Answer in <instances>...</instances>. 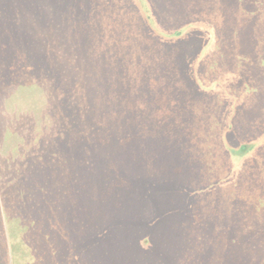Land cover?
<instances>
[{
	"label": "trees",
	"instance_id": "1",
	"mask_svg": "<svg viewBox=\"0 0 264 264\" xmlns=\"http://www.w3.org/2000/svg\"><path fill=\"white\" fill-rule=\"evenodd\" d=\"M53 1L61 2L60 6L64 7V12L71 7L74 14L65 12L66 18L65 14L60 11L59 19L57 11L52 7L54 6ZM93 1L97 0H0V94H6L12 87V91H42L47 100V108L43 116L46 119L48 118L46 115H50L56 125L52 134L45 138L43 135H35L34 132H38V125L32 123V117L23 118L21 124L17 123L13 128V131L18 133L20 128L24 127L26 135L22 137V141L27 142V146L30 147H27L29 150L25 151L24 161H14L13 164L10 158L7 160L11 169L14 168L17 173L14 175L13 185L9 188H1L2 201L0 202L4 205V211L0 205V264H31L30 260L33 257L36 258V255L32 256V253L38 252L42 246L35 244L33 238L37 240L44 233H46L45 236H49L54 228L53 221L57 229L65 225L64 219L77 226L78 238L75 240L78 244L73 246L72 253L75 250H93V247L85 249L80 247H84L89 240L92 241L90 245H93L95 238L114 239L115 231L122 230L127 224L129 225V220L121 218L120 213L115 209L112 210L106 206L103 211L98 203H95L93 207L99 210V217L89 224L90 227L79 214L81 212L83 216H86L89 209L85 200L88 196V192L85 191L87 179L95 180L91 181L89 190L97 194V185H102L104 182L102 176L106 173L105 165L102 163L105 158L104 154H108L111 141L117 140V137L121 139L122 145H129L126 152L131 154V163L125 166L124 180L119 181L116 189L124 188L125 190L126 187L120 185L123 182L128 183L127 191L131 190L128 203L131 202L134 206V217H139V220L131 225L137 226L140 230L139 236H135L134 242L137 243L135 245L131 243L134 236L132 232L129 229L125 232L124 236L131 240L128 241V247L121 249L120 254L129 251L128 256L140 253L165 256V248L168 246L160 245L153 240L162 230L166 231L170 227L173 229L168 236L176 231L179 233L171 243L182 247L180 255L183 256V260L178 259L177 264H213L211 258L208 261L199 262L198 256L204 253L209 254L215 246L210 247V240L200 236L202 233L200 209L203 202L197 198L212 190L216 185L225 184L232 178L234 161L236 159L243 162L247 160L245 156L263 143L264 130L255 125L256 121L247 122V118L240 124L229 120L224 126L218 125L209 119L207 110L198 108L196 105L187 118L188 113H183L184 110L175 101L168 106V95L160 94L161 98L157 107L159 111L168 114L172 122L171 127L177 128L180 132H184L185 124L189 132V125L198 127L199 134L204 139L205 132L219 135L216 154L223 155L224 159L227 157L229 162L227 161L225 168L217 165L216 170H220V173L213 175L207 185L201 189L191 185L195 189V198L192 197L193 201H190L191 197H187L185 205L176 204L169 196L168 202L161 203L160 193L149 184L141 182L138 187L132 185L130 182L133 179H139L137 170L144 163L143 159H139V152L145 149L151 153V160L160 162L162 168L161 175L157 174L156 170L149 173L150 180L165 183L164 193L174 194L176 197L177 195L184 196L183 189L177 188V179L186 170L185 156L181 155L178 150L182 146L176 139L167 138V134L171 136L167 128L164 130L154 128L155 124L161 127L167 126L165 118L156 120L153 114H150L153 121L147 126L146 123L139 121L140 113L142 111L145 113L144 109L149 104L142 102L146 100L143 97L132 99V102L128 96L141 93L143 86H159L162 87V91H168L172 83L177 80L175 73L189 65L187 57L192 54L191 51L194 48H190L184 57L171 54L172 60L167 61L168 66L171 67L170 71L162 73L143 71L142 75H138L139 77L131 81L129 77H127L128 81L119 76L113 77V74L109 72L114 68L121 69L120 53L115 58L114 51L111 49L110 53H105L103 58H99L100 51L89 47L83 49L85 56L80 49L74 54L73 47L68 44L70 23L74 25L76 21L84 20L89 24L88 28L80 27L79 34L84 33L87 39L92 36L93 39L106 43L105 46L111 47L113 45L108 38L111 41L118 40L120 43L127 41L126 38H122L123 33L119 30V25L110 21L116 18L114 16L119 17L121 13L131 11L128 13L130 15L126 16L127 18L136 20L144 17V24H153L155 27L160 15L158 10H153L150 0H112L113 2L102 0L105 3L101 9H93ZM46 4H48L47 9L44 7ZM88 8H90L89 11H87ZM132 13L144 14V16L135 17ZM148 13L157 18L150 17ZM230 17H226L228 23L235 22V19L229 21ZM242 21H240L241 25H245V20L242 19ZM177 28V31L166 32L164 37H149L152 41L148 43L147 50L152 49L155 56L163 58L161 46L167 47L170 43L174 45L182 37L188 36V33H180L184 26L179 25ZM238 30L244 35L247 27L242 25ZM220 39L221 36H218V40ZM177 44L178 47L169 49L181 51L188 48L182 46V43ZM89 50L91 55L87 53ZM124 64L122 68L129 70L126 63ZM172 94L176 96V93ZM119 105L122 106V110L119 109ZM246 112L249 111L246 110ZM177 119H180L179 123H176ZM187 119H190L189 123ZM192 120L197 123H192ZM187 139L193 141V144H198L199 138L195 135L188 136ZM204 141L208 143L207 140ZM31 151L39 153L36 156H29ZM174 160H176L175 164L172 162ZM20 170H23V173L19 176ZM83 184L82 195H77L80 197V203L78 198L73 202L71 198L75 196L77 187ZM104 184L100 188L104 187ZM206 186L210 190H204ZM138 188H141L143 193L141 192L139 197L134 198L132 194ZM239 192L235 189L232 193L221 192L220 194L223 198H227L236 196ZM55 193L58 196H55ZM68 194L71 206L68 205L66 198ZM53 196L58 201L54 200ZM250 196L253 202L242 198L246 203L244 209L240 204L234 207L235 214L242 215L249 228L246 225L243 227L236 225L234 233L229 236L219 225L218 229L222 230L220 237L225 239L226 245L223 248L218 246L221 254L214 256L220 257L221 264H243L241 257L245 253L248 256L250 251H262L264 254V204L261 197L256 199L252 194ZM5 200H8V203ZM138 203H141L139 207H137ZM123 207L124 204L122 209ZM58 214L63 217L56 220ZM5 216L8 217L10 225L8 229L4 228ZM253 218L261 221L258 227L256 223H252ZM47 225H49L48 228H46ZM181 228H184L182 235H180ZM59 236L64 242L70 241L69 235L63 234V231ZM81 240L82 243H79ZM6 242L10 249H7ZM37 245L39 248L34 249ZM63 249L62 247V253ZM194 253H198V256L193 255ZM73 260L74 264H95L94 259L83 256L77 258L74 255ZM117 260L120 259L117 258Z\"/></svg>",
	"mask_w": 264,
	"mask_h": 264
},
{
	"label": "rangeland",
	"instance_id": "2",
	"mask_svg": "<svg viewBox=\"0 0 264 264\" xmlns=\"http://www.w3.org/2000/svg\"><path fill=\"white\" fill-rule=\"evenodd\" d=\"M93 2V9H101L105 3L102 0ZM182 2L183 5H181ZM150 3L153 10H158L160 15V19H158L155 27L153 24H144V17L136 20L127 18L126 16L130 15L128 13H131V11L121 13L119 17L116 15L114 16L116 18L110 19L111 22L119 25L118 28L123 33L122 38L127 39L126 43H120L118 40L111 41L108 38L113 46L107 47L105 46L106 43L95 40L92 36L89 39L85 38V34H79L78 29L84 26L88 28L87 25L89 24L81 19L80 21H76L74 25L69 20L70 27L68 31L70 32V42L68 44L73 47L74 54L80 49L84 56L85 52L83 49L89 47H94L100 51L99 58H103L105 53H110L111 49L114 51L113 55L115 58L120 53L122 57L120 63L121 69L114 68L109 73H112L113 77L119 76V78L126 79L127 81V77L131 81V79H136V77L142 75L143 71L159 73L170 71L171 67L168 66L167 61L172 60L171 54L184 57L190 51V48H194L191 51L192 54L187 57L189 58V65H186L175 73L177 80L172 83L168 91H162V87L159 86H143L141 93L128 96V99L130 98L131 101L132 99L142 97L146 99L142 100V102L149 105L145 107V113H142V111L138 117V120L146 123V126L153 121L150 114H153L156 120L166 119L167 126L163 125L161 127L155 124L154 128L157 130L167 128L171 133V136L167 134V138L179 141L178 143L182 147L178 148V150L181 155L185 156L186 165L185 172L177 179V188L183 189V192H185L184 196L177 195L176 197L174 194L170 195L167 192L166 194L164 193L166 184L160 181H152L150 180L151 177H149V173L155 170L157 174L161 175V163L157 160H151V153L145 149H141L139 159H143L144 163L137 170V177L139 179H133L130 183L137 187L140 186L141 182L149 184L156 192L160 193L161 203L168 202L169 196L172 199L171 201L176 204L185 205L187 197H191L190 201H193L192 197L195 198V189L191 185L201 189V187L207 185L213 175L220 173V170H216L217 165L225 168L229 160L227 157L224 159L223 155L218 156L216 154V144H218L219 135L205 132L204 139L201 138L198 127L189 125L190 132L187 130L186 124L184 132L171 127L172 122L168 114L159 111L157 107L158 101L161 98L160 94L168 95V106H171L175 101L184 110L182 111L183 113H188L187 118H189V113L193 111V107L196 105L198 108L207 110L209 119L218 125L224 126L226 125V121L229 120L240 124L247 118V122L256 121L255 125L264 130V0H150ZM52 4H54L52 7L57 11L59 19L60 11L63 14L65 12L71 15L74 14L71 7L64 12V7L60 6L62 3L59 1H53ZM44 7L47 9L48 4ZM60 7H63V9H60ZM89 10L90 8L87 11ZM132 14L135 17L144 16V14ZM147 15L150 14L148 13ZM225 15L226 17L231 16L229 21L235 19V22L228 23V18ZM65 17L67 18L66 14ZM74 17L75 15L72 18L73 23ZM150 17L157 18L151 15ZM242 19L245 20V25H242L247 27L244 35L242 31L238 30V28L242 27ZM179 25L184 26L180 33H188V36L182 37L174 45L170 43L167 47L161 46L163 58L155 56L152 49L147 50L148 43L152 41L149 37H164L166 32L177 31ZM218 36H221L220 40H218ZM134 40L136 42H133ZM177 43H182V46L188 48L181 51L169 49L170 47H178ZM87 53L89 54L90 50ZM124 63H126L129 70L122 68L125 65ZM8 81L10 82V80ZM12 90L13 87L6 94H0V201H2L1 188H9V186L13 185L14 175L17 173L14 168L11 169L7 160L10 158L13 164L14 161H24L25 151H28L27 147H30L27 146V142L22 141V137L26 135L24 127L20 128L18 133H15L13 128L16 127L17 123L21 124L23 118L32 117V123L38 125V132H34L35 135H43L45 138L52 134L56 126L55 120L50 115H46L48 117L46 119L43 116L47 108V100L45 99L46 95L42 91ZM10 91H12L11 94L7 96ZM172 93H176V96ZM119 109L122 110L121 105H119ZM246 110L249 112H246ZM179 120L177 119L176 123H179ZM187 122L189 123L190 119H187ZM192 123H197V121L192 120ZM259 134L262 135L260 132ZM193 135L199 138L197 140L198 144H193V141L191 142L190 139H187L188 136ZM116 139L111 141L108 147V154H104L105 158L102 160L106 171L102 176L105 182V184L104 182L102 183L104 187L100 188L102 185H97L98 193L93 194L90 192L89 186L91 181L95 180L87 179L85 191L88 192V196L85 200L89 209L86 216H83L81 212L79 214L84 218L88 227H90L89 224L99 217V210L93 207L95 203H98L103 208V211L106 206H109L112 210L115 209L116 212L120 213L121 218L129 220V225L127 224L122 230L115 231L114 235L116 237L114 239L95 238L93 245H90L92 241L89 240L84 247H80L81 249L93 247V250H75L72 253L71 249L74 245L78 244L75 240L78 238V235H76L77 226L68 223L67 219H64L65 225H63V221L61 220L63 226H60L61 229H57L55 221H53L52 225L54 228L49 236H45L46 233H44L37 240L33 238L36 242L35 244L42 246L38 252L32 253V256L36 255V258L33 257L30 260L31 264H74V255L77 258L83 256L84 258L94 259L95 264L101 262L102 264H109L111 262L114 264H177L178 259L180 261L183 260V256L180 255L181 245H173L171 243L173 239L178 237L179 233L176 231L173 235L168 236V234L172 233L171 230L173 229L170 227L166 231L162 230L157 238L153 240V242L160 243V245L168 246L165 248V256L151 253L145 255L140 252V254L128 256L130 254L129 251H124V255L120 254L122 253L120 252L121 249L128 247V241L131 240L129 237L124 236L125 232L128 229L132 232L134 236L131 243L135 245L137 243L134 241L139 236L140 230L137 226L131 225V223L139 220V217H134V206L131 205V202L128 203L131 195V190L127 191L128 183L123 182L120 185L121 187H126L125 190L124 188L116 189L119 181L124 180L123 170L125 166L131 163V154H127L126 152V148L129 145H122L119 137ZM204 140H207L208 143ZM262 142L255 151H250L251 153L245 156L247 158L245 162L237 159L234 161V174L230 180L226 181L227 183L216 185L212 190L206 186L204 190L210 191L203 193L197 198L203 202V206L201 205L200 209L202 214L200 225L202 233L200 236L210 240V247L214 248L215 246V249H211L207 255L204 253L198 256V253H194L193 255L199 257V262L208 261L211 258L213 264H221L220 257H215L221 254L218 246L223 248L226 245L225 239L222 236L220 237L221 229L230 236L234 233V226L236 225L241 227L246 225L249 228L244 217L234 212L236 205L240 204L242 209L246 207V203L242 198L253 202V198L250 196L252 194L256 199L261 197L264 204V138ZM37 154L31 151L28 155L36 156ZM172 162L175 164L176 160ZM21 173H23V170H20L18 175L20 176ZM83 188L84 184L77 187L75 196L71 198L73 202L77 198L79 202L80 197L77 195H82ZM235 189L240 191L236 196L223 198L220 194L221 192L232 193ZM142 191L141 188L136 189L132 194L133 197H139L143 193ZM3 193H5L4 190ZM55 196L58 195L55 193ZM55 196H53L54 200L57 199ZM66 198L68 205L71 206L69 194ZM5 201L8 203V200ZM123 204L124 207L122 209ZM0 205L3 210L4 205L1 202ZM140 205L141 203H138L137 207ZM72 207L68 208L71 209ZM60 217L63 216L56 215V220ZM4 223V228L8 229L10 225L7 216L4 218ZM252 223H256L258 227L261 221L253 218ZM219 225L222 226L221 229H218ZM48 227L49 225L46 226V228ZM62 231L63 234L69 235V242H64L59 236ZM183 231L184 228H181L180 235L183 234ZM79 243H82V240ZM62 247L64 248L63 253ZM8 248L10 249L7 244ZM37 248H39V245L36 248L34 246V249ZM22 255L26 256L25 253H22ZM117 258L120 260L118 261ZM241 259L243 264H264V254L262 251H250L248 256L245 253Z\"/></svg>",
	"mask_w": 264,
	"mask_h": 264
}]
</instances>
